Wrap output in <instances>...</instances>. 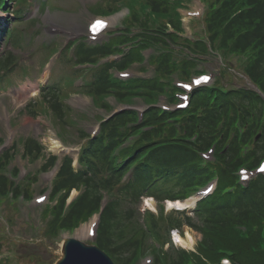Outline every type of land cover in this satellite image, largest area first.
I'll return each instance as SVG.
<instances>
[{
    "label": "trees",
    "instance_id": "obj_1",
    "mask_svg": "<svg viewBox=\"0 0 264 264\" xmlns=\"http://www.w3.org/2000/svg\"><path fill=\"white\" fill-rule=\"evenodd\" d=\"M50 1L54 3L39 0V12L47 10ZM204 1L205 35L193 39L182 35L180 0H99L89 8L107 15L127 6L130 15L103 42L82 39L68 47L73 48L75 65H91L76 71L85 79L83 91L96 107L106 110L112 108L107 102L111 96L122 104L141 99L147 109L141 121L136 110L102 120L96 136L78 130L77 165L71 154L44 158L42 142L24 138L25 158L42 159L38 171L58 166L42 217L46 238L73 231L100 213L95 243L116 264H138L146 255L153 256L152 264H223L224 256L231 264H264V175L253 178L247 187L238 180L240 165L254 167L264 156V98L235 81L243 74L264 94V0ZM28 5L31 0H0V10H12L0 38L9 46L0 52V86L9 82L19 64L15 50L24 31L18 34L14 26ZM147 49L154 50L148 59L152 77L116 76V71L137 63L145 69ZM114 53L122 57L101 62ZM217 54L223 59L221 73L211 85L193 91L187 109L170 112L159 106L161 96L176 100L174 79H189L203 71L205 57ZM25 112L33 117L50 113L64 135L75 124L58 84L42 87L40 97L29 101ZM211 144H215L213 160L207 161L201 152ZM16 148L17 143L0 155V198L30 200L38 172L17 180L18 168H10ZM211 178H218V186L198 203L193 215L166 212V200L186 199ZM73 189L80 193L66 206ZM145 197L158 201L157 213L142 212ZM184 225L201 234L194 251L173 243L172 230ZM0 264L7 263L0 259Z\"/></svg>",
    "mask_w": 264,
    "mask_h": 264
},
{
    "label": "rangeland",
    "instance_id": "obj_2",
    "mask_svg": "<svg viewBox=\"0 0 264 264\" xmlns=\"http://www.w3.org/2000/svg\"><path fill=\"white\" fill-rule=\"evenodd\" d=\"M98 1L54 0V3L52 1L49 2L47 10L39 12V0H31V5H28L25 10L23 19L14 26L18 34L24 31L26 39H23L24 41L22 40L20 42L21 45L15 50L20 58L16 70L11 74L9 82L7 81L0 86V152L8 146L12 134L11 141H14L19 146V155L16 154L18 156L14 160V165L18 166L23 173L38 170L42 162L41 159L37 162L29 163L26 159L21 158L22 146L19 142L28 136L38 138L45 146L44 155L46 156H43L44 158L50 153L62 155V153H59L61 149H53L51 140L55 138L61 140L59 132L63 138L65 130H62L63 132L60 131V126L49 114H43L40 111L38 116L33 117L25 112L29 101L40 97V87L44 84L46 85L48 80L51 85L58 84L61 87L63 97L72 106V119L75 124L69 128L68 133L65 134L64 143L62 142L68 149V153L77 154L79 147L78 130L82 129L91 132L92 129L99 125L95 117L107 115L106 111L93 106L91 97L81 94L83 91H81L77 82L82 83V80L79 79V74L71 61V53L65 48L70 42L86 35L87 23L95 16L88 10ZM193 5H195L194 1L191 2L190 7ZM14 6L15 3H12V9H14ZM11 11L7 14L0 13V36L3 35V29L8 24L7 19L12 18ZM126 13L127 11L124 8L118 14L113 15L111 18L115 17V20L98 41L107 38L109 32L116 29V25L122 21V17ZM31 19H35V21L29 22ZM184 22L187 34L192 33L195 36L196 33L202 32L203 28L199 24L194 23L193 19L185 17ZM9 27L13 26L10 24ZM28 39H31V41L28 42ZM46 42L56 43L49 45ZM8 47L5 42L0 43V52ZM10 49H13L11 45ZM220 65L221 60L219 58H210L205 60L202 67L207 68V71L213 70L218 73ZM130 69L133 72V76H146L147 74L140 70L139 65H135ZM77 78L80 81H77ZM235 81L248 84V80L242 77L241 79H235ZM32 84L39 89L37 91L34 90L32 95L25 101L17 103L16 95L20 91H24V87ZM108 101L113 106L112 109L121 106L113 98H109ZM162 103H166V100L163 99ZM135 104L138 109L145 107L142 101H137ZM53 171L39 175V181L33 186L35 190L33 197L39 195L41 190L47 186H51L50 174ZM77 193L78 191H75L73 194L77 195ZM0 200L2 202L0 204V241H2L0 259L7 264H56L62 253L63 241L69 236L92 243V240L84 239L85 230L87 229L84 228L88 226L89 221L71 233L64 232L55 238L48 239L43 234L46 220L42 218L41 213L45 208L44 205L35 204L34 199L23 201L21 198L7 197L0 198ZM151 201L157 202L156 199ZM168 207L170 208L169 205ZM146 209L158 211L159 206L155 203L154 207H148L145 200L141 205V210L144 213ZM192 211L193 209L191 208L187 210L190 215H193ZM81 229H83V234H81ZM178 231L181 232L180 234L183 237L187 233L193 234L195 238L194 244L186 248L194 250L198 241L201 240V234L188 225H184ZM175 245L182 247L179 243H175ZM140 264H144V261Z\"/></svg>",
    "mask_w": 264,
    "mask_h": 264
},
{
    "label": "water",
    "instance_id": "obj_3",
    "mask_svg": "<svg viewBox=\"0 0 264 264\" xmlns=\"http://www.w3.org/2000/svg\"><path fill=\"white\" fill-rule=\"evenodd\" d=\"M252 87L257 90L255 85ZM56 264H115V262L98 246L88 245L75 238H68Z\"/></svg>",
    "mask_w": 264,
    "mask_h": 264
},
{
    "label": "bare ground",
    "instance_id": "obj_4",
    "mask_svg": "<svg viewBox=\"0 0 264 264\" xmlns=\"http://www.w3.org/2000/svg\"><path fill=\"white\" fill-rule=\"evenodd\" d=\"M27 89H29V90H27ZM38 89L39 88L36 85H34V84H32L31 86L24 87V91H20L16 95V97H15L16 102L17 103H21L22 101H25L26 99L29 98L30 95H32V92L34 90L37 91ZM51 145H52L53 149L54 148L57 149V150L61 149V144H60V142L58 140L52 139L51 140ZM151 200H153V199H147L146 200V204H147L148 207L152 208V207L155 206L156 202L155 201H151ZM168 205L170 207L178 206L180 208H185L187 203H184V202H170V203H168ZM87 229L85 230V236L87 235V232H88ZM176 238H177V240H176L177 243H179L180 245H182L184 247H187V248L193 246L194 241H195V238H194L193 234H191V233H187L185 237H183V236L178 234V235H176Z\"/></svg>",
    "mask_w": 264,
    "mask_h": 264
}]
</instances>
